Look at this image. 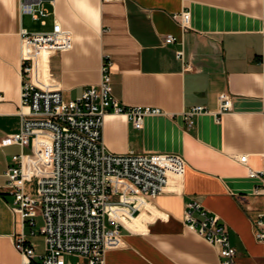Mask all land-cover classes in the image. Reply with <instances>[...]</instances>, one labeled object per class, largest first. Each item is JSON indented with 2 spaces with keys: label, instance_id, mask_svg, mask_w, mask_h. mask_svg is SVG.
Returning a JSON list of instances; mask_svg holds the SVG:
<instances>
[{
  "label": "crops",
  "instance_id": "0c3cea01",
  "mask_svg": "<svg viewBox=\"0 0 264 264\" xmlns=\"http://www.w3.org/2000/svg\"><path fill=\"white\" fill-rule=\"evenodd\" d=\"M20 2L0 0V141L22 127V31L48 30L57 20L72 33L73 47L36 63L33 80L73 99L100 82L108 60L114 95L162 114L146 116L140 130L108 114L107 149L184 161L182 177L108 241L106 264H220L218 247L186 225L194 200L228 229L238 264H264L255 234L264 216V0H55L47 3L54 15L46 26L22 15ZM183 10L191 13L188 30L174 16ZM168 35L175 42L167 43ZM222 93L231 96L232 109L220 116ZM197 106L207 111L189 127L184 114ZM20 154L26 193L36 194L50 169L44 149L0 143V264H23L13 242L21 233L38 253L45 250L40 230L32 236L23 227L6 187L5 172Z\"/></svg>",
  "mask_w": 264,
  "mask_h": 264
},
{
  "label": "built area",
  "instance_id": "2783aa9c",
  "mask_svg": "<svg viewBox=\"0 0 264 264\" xmlns=\"http://www.w3.org/2000/svg\"><path fill=\"white\" fill-rule=\"evenodd\" d=\"M54 2L21 0V14L46 26L47 19L54 15L47 3L54 6ZM174 16L184 30L189 29L190 11L183 10ZM22 36V127L19 133L6 136L0 143L44 149L50 169L39 179L34 195L25 191L27 175L22 154L13 156L15 164L5 172L6 187L14 197L13 209L23 227L28 225L30 235L35 236L39 221L43 223V253L35 250L25 233L14 237V246L23 264H81L67 263L66 255L81 257L85 264H106L108 241L118 237L122 225L136 217L151 199L164 193L172 179L182 177L184 161L173 155L110 152L103 133L108 114L123 115L140 130L146 116L162 111L121 102L114 95L108 60L102 65L100 82L87 86L73 99L65 98L60 89L39 86L32 78L36 63L71 49L73 35L54 20L51 29L23 30ZM175 40L173 35L166 37L167 43ZM178 54L181 56L182 52ZM219 104L218 115L226 114L232 109L231 96L222 93ZM206 111L203 106L189 109L184 114L188 126L192 127L193 118ZM246 159L241 157L242 162ZM185 218L191 231L218 247L220 264H238L230 233L216 215L194 200L188 204ZM256 227V237L264 244V216L256 221Z\"/></svg>",
  "mask_w": 264,
  "mask_h": 264
},
{
  "label": "rangeland",
  "instance_id": "374dc122",
  "mask_svg": "<svg viewBox=\"0 0 264 264\" xmlns=\"http://www.w3.org/2000/svg\"><path fill=\"white\" fill-rule=\"evenodd\" d=\"M33 28H36L38 29L37 27H33ZM43 225L42 221H39L37 227H36V230L37 232H39L40 230V227ZM65 260L67 263H81V264H85V260L81 257H77V256H72V255H66L65 256Z\"/></svg>",
  "mask_w": 264,
  "mask_h": 264
}]
</instances>
